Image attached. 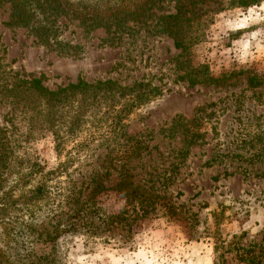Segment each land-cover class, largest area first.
Here are the masks:
<instances>
[{
  "label": "rangeland",
  "instance_id": "obj_1",
  "mask_svg": "<svg viewBox=\"0 0 264 264\" xmlns=\"http://www.w3.org/2000/svg\"><path fill=\"white\" fill-rule=\"evenodd\" d=\"M24 1L0 2V53L6 69L42 77L51 90L78 78L88 83L111 79L122 87L134 82L158 87L160 94L133 111L125 123L126 134L140 137L147 145L142 156L132 161L133 172L148 184L164 180L173 199L184 206L181 222L154 216L131 234L114 229L88 246L82 237H73L66 245L67 264H219L221 260L241 264L223 255L221 248L214 252V240L206 233L216 230L224 245H264V162L253 157L264 148V1L243 8L236 0H185L195 19L192 30L200 38L192 42L187 64L190 68L207 65L209 74L220 79L211 85L181 80L184 71H176L180 50L171 38L153 28L158 16L175 13L170 0H157L154 5L148 0H101V13L121 5L119 26L109 30H89L81 23V17L89 19L100 0H47L66 10L56 16L50 33L55 44L50 39V45L38 43L31 32V26L42 19L40 10L29 26L13 24L14 6L21 7ZM132 7H136L135 13ZM101 15L107 23L109 14ZM252 76L263 82L250 87ZM6 111L0 105V122ZM177 117L185 122L197 120L200 133L205 134L182 158L178 154L183 146L180 137L167 131ZM94 130L82 134L80 141L90 143L79 152L78 160L73 159L69 171L74 170L78 186L85 177L88 183L93 169L107 165L106 152L114 147L103 141L99 144L107 135L104 128ZM33 138L28 142L21 139L19 157L36 158L48 169L66 159V153L59 159L56 156L50 134ZM78 140L68 139L65 151ZM75 152L73 149L72 157ZM157 174L160 176L155 177ZM116 176H110L108 188L116 183ZM97 202L111 214L123 206L113 190L103 192ZM214 212L222 214L217 228Z\"/></svg>",
  "mask_w": 264,
  "mask_h": 264
},
{
  "label": "trees",
  "instance_id": "obj_2",
  "mask_svg": "<svg viewBox=\"0 0 264 264\" xmlns=\"http://www.w3.org/2000/svg\"><path fill=\"white\" fill-rule=\"evenodd\" d=\"M148 1L154 2L152 5L157 2ZM170 1L174 3L175 13L158 16L153 28L171 38L174 47L180 50L176 61V71H184L180 79L187 80L190 85L217 83L220 79L209 74L207 65L190 68L187 64L192 42L200 41L197 32L192 30L191 24L195 20L193 11L185 0ZM262 1L235 2L239 7L248 8ZM100 3L101 0L94 5L89 19H85L84 15L81 17V23L89 30L97 27L109 30L113 26L117 29L121 5L101 13L98 9ZM14 9L16 19L13 24L23 26H29L35 12L40 10L42 19L36 27L31 26V32L38 38V43L55 44L50 33L58 12L63 14L66 11L62 4L25 0L21 7L14 6ZM32 9L35 11L32 12ZM136 11V7H132V13ZM101 14H109L106 16L107 23ZM2 61L3 54L0 53V105L8 108L0 122V264H67L66 245L73 237H82L84 245L88 246L100 235L114 229L131 234L142 226L143 221L154 216L183 220L184 206L173 199L164 180L148 184L144 178H137V172H133L132 161L142 156L147 145L140 137L125 132L129 116L159 95L158 87L143 82L122 87L111 79L88 83L78 78L75 83L51 90L43 84L42 77L7 70ZM262 82L261 78H249L253 88ZM91 128L94 131L104 128L103 132L107 135L100 138L99 144L103 141L114 147L106 152L107 165L101 170L93 169L87 176L88 183L85 184V177L78 186L73 179L74 170L69 171L75 161L73 159L78 160L79 152L85 151L89 145L90 140L80 139ZM198 128L195 119L185 122L177 117L172 120L167 131L172 137H180L183 146L178 154L181 158L189 148L204 140L205 134L200 133ZM47 133L53 138L58 159L63 153L67 156L56 167L48 169L36 158L17 155L21 139L28 142L37 134ZM77 137L76 146L65 151V142ZM257 142L261 139L258 138ZM73 149L77 150L75 157L71 156ZM263 152L264 148L253 157L264 162ZM228 155L229 152L224 157ZM210 161L213 163L215 158L211 157ZM176 167L174 172H178ZM113 173H116L117 181L108 188L107 183ZM149 176L154 178V175ZM107 190H113L123 200V206L116 213H108L98 205L97 198ZM221 215L212 214L216 228ZM211 232L206 234L214 240V252L221 248L222 254H227L236 263L264 264V245L240 246L236 242L224 245L217 235L218 230ZM224 261L219 264H225Z\"/></svg>",
  "mask_w": 264,
  "mask_h": 264
}]
</instances>
